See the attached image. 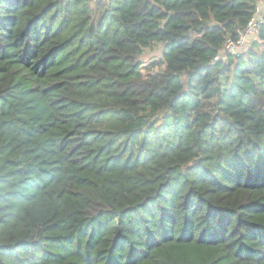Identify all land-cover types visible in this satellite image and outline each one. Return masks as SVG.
<instances>
[{
    "label": "trees",
    "instance_id": "16d2710c",
    "mask_svg": "<svg viewBox=\"0 0 264 264\" xmlns=\"http://www.w3.org/2000/svg\"><path fill=\"white\" fill-rule=\"evenodd\" d=\"M91 1L0 0V264H264L258 0Z\"/></svg>",
    "mask_w": 264,
    "mask_h": 264
},
{
    "label": "built area",
    "instance_id": "2783aa9c",
    "mask_svg": "<svg viewBox=\"0 0 264 264\" xmlns=\"http://www.w3.org/2000/svg\"><path fill=\"white\" fill-rule=\"evenodd\" d=\"M264 0H258L256 13L244 31L241 32L237 41L228 40L224 50L216 57V60L226 58L227 54H243L251 41L258 39L260 28L264 25V11L262 5Z\"/></svg>",
    "mask_w": 264,
    "mask_h": 264
},
{
    "label": "rangeland",
    "instance_id": "374dc122",
    "mask_svg": "<svg viewBox=\"0 0 264 264\" xmlns=\"http://www.w3.org/2000/svg\"><path fill=\"white\" fill-rule=\"evenodd\" d=\"M96 2L97 0H92L91 5L95 7ZM259 47H263L262 43L259 44ZM162 54H163V44L153 43L151 44V46L145 48L142 55L139 58V60L143 63V66H142L143 69L145 70L146 68H148L151 62L162 58ZM157 70L158 68L155 69V72Z\"/></svg>",
    "mask_w": 264,
    "mask_h": 264
},
{
    "label": "water",
    "instance_id": "95a60500",
    "mask_svg": "<svg viewBox=\"0 0 264 264\" xmlns=\"http://www.w3.org/2000/svg\"><path fill=\"white\" fill-rule=\"evenodd\" d=\"M200 160H201V157H198V158L194 159V160L191 162L190 165H196V164H198V163L200 162Z\"/></svg>",
    "mask_w": 264,
    "mask_h": 264
},
{
    "label": "crops",
    "instance_id": "0c3cea01",
    "mask_svg": "<svg viewBox=\"0 0 264 264\" xmlns=\"http://www.w3.org/2000/svg\"><path fill=\"white\" fill-rule=\"evenodd\" d=\"M262 11H264V3H263V5H262Z\"/></svg>",
    "mask_w": 264,
    "mask_h": 264
}]
</instances>
